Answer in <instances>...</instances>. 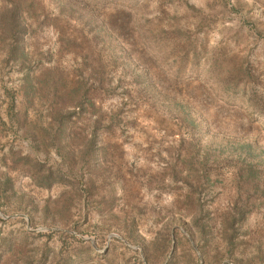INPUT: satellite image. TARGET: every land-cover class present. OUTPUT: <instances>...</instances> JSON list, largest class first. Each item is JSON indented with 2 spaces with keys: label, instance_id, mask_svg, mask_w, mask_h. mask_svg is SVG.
<instances>
[{
  "label": "rangeland",
  "instance_id": "1",
  "mask_svg": "<svg viewBox=\"0 0 264 264\" xmlns=\"http://www.w3.org/2000/svg\"><path fill=\"white\" fill-rule=\"evenodd\" d=\"M0 213V264H264V0H0Z\"/></svg>",
  "mask_w": 264,
  "mask_h": 264
},
{
  "label": "trees",
  "instance_id": "2",
  "mask_svg": "<svg viewBox=\"0 0 264 264\" xmlns=\"http://www.w3.org/2000/svg\"><path fill=\"white\" fill-rule=\"evenodd\" d=\"M11 15H14V14H12V13H11V14H10V16H11ZM12 20H16V19H15V15H14V19H12ZM14 23L16 24V22H15V21H14ZM13 25H14V24H13ZM43 180H48V178H46V179H43ZM43 180H42L41 182H43ZM41 182H40V184H43V183H41Z\"/></svg>",
  "mask_w": 264,
  "mask_h": 264
},
{
  "label": "water",
  "instance_id": "3",
  "mask_svg": "<svg viewBox=\"0 0 264 264\" xmlns=\"http://www.w3.org/2000/svg\"><path fill=\"white\" fill-rule=\"evenodd\" d=\"M1 214V213H0ZM14 216H22V217H25V215H14Z\"/></svg>",
  "mask_w": 264,
  "mask_h": 264
}]
</instances>
